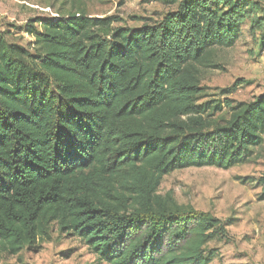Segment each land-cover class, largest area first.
<instances>
[{
    "label": "trees",
    "instance_id": "obj_1",
    "mask_svg": "<svg viewBox=\"0 0 264 264\" xmlns=\"http://www.w3.org/2000/svg\"><path fill=\"white\" fill-rule=\"evenodd\" d=\"M163 1L176 10L137 28L79 11L29 20V46L0 32V263L57 232L98 264L215 260L227 225L160 187L176 171L247 165L264 146V95L200 103L216 50L244 26L264 48V5Z\"/></svg>",
    "mask_w": 264,
    "mask_h": 264
},
{
    "label": "rangeland",
    "instance_id": "obj_2",
    "mask_svg": "<svg viewBox=\"0 0 264 264\" xmlns=\"http://www.w3.org/2000/svg\"><path fill=\"white\" fill-rule=\"evenodd\" d=\"M258 1L264 5V0ZM175 10L176 6L163 0H0V32L12 43L29 46L35 39L26 33L25 26L36 18L52 19L82 11L93 18L114 17L117 26L137 28ZM260 38L251 36L244 26L235 47L215 51L218 67L204 73L206 97L200 103L219 100L225 106V101L251 102L264 95ZM234 86L233 93L221 94ZM169 192L180 205L211 214L227 225V237L210 245L217 251L212 264H264V146L250 163L231 170L206 167L176 171L166 176L160 187L162 195ZM0 264L98 262L79 239L57 232L55 240L42 244L38 253L24 251L20 258H6Z\"/></svg>",
    "mask_w": 264,
    "mask_h": 264
}]
</instances>
